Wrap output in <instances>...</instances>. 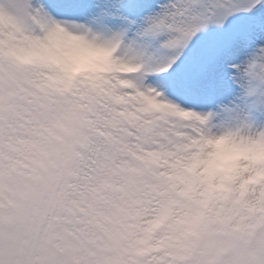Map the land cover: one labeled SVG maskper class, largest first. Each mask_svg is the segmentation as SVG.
I'll list each match as a JSON object with an SVG mask.
<instances>
[{
  "label": "rangeland",
  "instance_id": "obj_1",
  "mask_svg": "<svg viewBox=\"0 0 264 264\" xmlns=\"http://www.w3.org/2000/svg\"><path fill=\"white\" fill-rule=\"evenodd\" d=\"M127 3L0 0V264H264V0ZM108 25L116 50L61 47Z\"/></svg>",
  "mask_w": 264,
  "mask_h": 264
},
{
  "label": "bare ground",
  "instance_id": "obj_2",
  "mask_svg": "<svg viewBox=\"0 0 264 264\" xmlns=\"http://www.w3.org/2000/svg\"><path fill=\"white\" fill-rule=\"evenodd\" d=\"M42 8L41 14L46 19L57 21L59 23H63L66 21L67 23H72L73 20H69V18L65 15H63L62 11L60 10L58 5L55 4H39ZM67 27V26H66ZM97 31L95 35L97 37L88 36L84 37L81 41L74 38V36L68 35L64 33L61 37L64 38L62 40L61 47L66 50H72L75 54L79 53V55H82L84 57H94V53H98L96 56L103 55L106 53L107 49L110 47V44L118 37V30L113 25L106 26L105 29ZM69 28H73V26H70ZM65 42V43H64ZM67 42V43H66ZM100 48V50H98ZM140 49L137 47V45H130L127 46L124 49V53L122 54L121 61H126V59H133L137 54H140ZM92 57V58H93ZM151 84V81H145L144 85L142 87L138 82L133 83L132 86L135 89L143 90L144 87H148ZM157 92V91H155ZM145 95H150L148 93H145ZM151 96H155L154 93L151 94Z\"/></svg>",
  "mask_w": 264,
  "mask_h": 264
},
{
  "label": "trees",
  "instance_id": "obj_3",
  "mask_svg": "<svg viewBox=\"0 0 264 264\" xmlns=\"http://www.w3.org/2000/svg\"><path fill=\"white\" fill-rule=\"evenodd\" d=\"M228 173H225L224 174V176H225V180H224V184H225V186H226V189H227V193H226V195L225 196H221V199H220V203L222 202V201H227V198L231 195V192H230V184H231V179L230 178H228ZM148 190V189H147ZM196 190H197V187H194L192 190H190L189 192H182L183 194H176L175 193V191H173L172 192V195H174L176 198L174 199V201L176 200V201H179L180 200V205L182 206V204L183 205H185L186 207H189L190 205H191V203L193 202V201H195V199H194V197H193V195L194 194H192V193H196ZM133 191H135L132 187H131V190H130V195H131V199L130 200H132V201H134L133 200V198L135 197V196H133ZM142 191H144V190H142ZM215 190L213 189V193L214 194H216L215 192H214ZM198 192V191H197ZM148 194H153V192H152V190L150 189V191L148 192ZM152 196V195H151ZM213 196V195H212ZM212 196L210 197V196H208V197H210V198H212ZM236 197V196H235ZM222 200V201H221ZM210 201H211V199H209V202H207V203H210ZM244 200H242V202H243ZM175 202H169V203H167V201L165 202V203H160V201H159V205L161 206V207H163V206H165L166 204L167 205H172V204H174ZM244 204H245V202H243ZM202 205H206V203L205 204H202ZM202 205H199V206H202ZM249 209V208H248ZM248 209L246 208V207H242L241 208V211H244V213H247V211H248Z\"/></svg>",
  "mask_w": 264,
  "mask_h": 264
}]
</instances>
